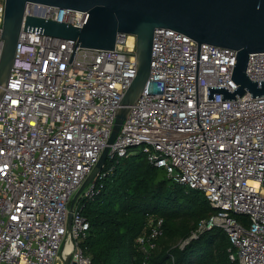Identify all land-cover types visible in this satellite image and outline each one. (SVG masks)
<instances>
[{
	"label": "built area",
	"instance_id": "obj_1",
	"mask_svg": "<svg viewBox=\"0 0 264 264\" xmlns=\"http://www.w3.org/2000/svg\"><path fill=\"white\" fill-rule=\"evenodd\" d=\"M5 7L0 0V59ZM27 15L80 27L89 17L87 11L37 3L27 4ZM129 37L119 36L114 50L78 45L69 62L76 41L23 26L0 99V264H94L85 245L90 222L83 208L114 166L103 168L71 204L108 145L136 77V38L131 45ZM236 57L234 49L156 30L149 80L107 162L142 152L217 210L200 231L223 229L234 247L231 259L264 264V95L222 100L215 93L208 100V86L231 92L239 86L232 79ZM247 74L264 79V52L250 55ZM163 224L162 217L148 214L136 239L146 258Z\"/></svg>",
	"mask_w": 264,
	"mask_h": 264
},
{
	"label": "water",
	"instance_id": "obj_2",
	"mask_svg": "<svg viewBox=\"0 0 264 264\" xmlns=\"http://www.w3.org/2000/svg\"><path fill=\"white\" fill-rule=\"evenodd\" d=\"M87 11L82 27L36 15L25 16L27 4ZM86 48H116L121 35L136 38V77L124 94L116 122L94 172L73 198L74 206L84 188L104 168L111 144L128 117L131 106L141 97L151 74L155 31L166 28L186 34L199 45L211 44L237 51L232 79L239 85L234 92L226 86H208V100L222 93V100L236 99L248 92L252 97L264 95V79L252 80L247 74L250 55L264 52V0H6L3 22L4 39L0 59V99L8 85L22 28ZM72 213L69 216V226ZM68 264V261L66 262Z\"/></svg>",
	"mask_w": 264,
	"mask_h": 264
},
{
	"label": "trees",
	"instance_id": "obj_3",
	"mask_svg": "<svg viewBox=\"0 0 264 264\" xmlns=\"http://www.w3.org/2000/svg\"><path fill=\"white\" fill-rule=\"evenodd\" d=\"M111 166L113 174L99 182L100 193L83 208L90 222L85 245L94 264H239L231 259L234 247L223 229L199 230L217 212L202 192L175 182L142 152L108 161L104 168ZM148 214L162 217L164 224L146 258L136 239ZM239 218L250 224L248 217ZM194 232L198 237L178 245Z\"/></svg>",
	"mask_w": 264,
	"mask_h": 264
},
{
	"label": "rangeland",
	"instance_id": "obj_4",
	"mask_svg": "<svg viewBox=\"0 0 264 264\" xmlns=\"http://www.w3.org/2000/svg\"><path fill=\"white\" fill-rule=\"evenodd\" d=\"M140 148L141 147H138L137 149H139L140 150ZM205 230V227L203 228V231ZM196 237H198V232L197 233H193L187 240H181L179 243H178V245H180V246H182V247H184L185 245H186V243L187 242H189L190 240H192L193 238H196Z\"/></svg>",
	"mask_w": 264,
	"mask_h": 264
},
{
	"label": "bare ground",
	"instance_id": "obj_5",
	"mask_svg": "<svg viewBox=\"0 0 264 264\" xmlns=\"http://www.w3.org/2000/svg\"><path fill=\"white\" fill-rule=\"evenodd\" d=\"M134 36L133 35H130V37H129V41H130V44L132 45L133 44V42H134ZM71 247V245H70V243H68V245H67V247H66V250H65V253H67V252H69L70 251V248Z\"/></svg>",
	"mask_w": 264,
	"mask_h": 264
}]
</instances>
